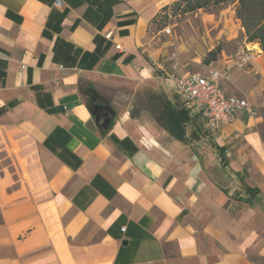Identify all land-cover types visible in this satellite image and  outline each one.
I'll list each match as a JSON object with an SVG mask.
<instances>
[{"label":"crops","instance_id":"0c3cea01","mask_svg":"<svg viewBox=\"0 0 264 264\" xmlns=\"http://www.w3.org/2000/svg\"><path fill=\"white\" fill-rule=\"evenodd\" d=\"M183 1L0 0V264H264V51L211 129L171 78Z\"/></svg>","mask_w":264,"mask_h":264},{"label":"rangeland","instance_id":"374dc122","mask_svg":"<svg viewBox=\"0 0 264 264\" xmlns=\"http://www.w3.org/2000/svg\"><path fill=\"white\" fill-rule=\"evenodd\" d=\"M201 2L205 3L204 7L188 8ZM262 19L258 8L242 9L240 0H190L176 4L164 12L161 20L162 27L171 28L170 35H165L170 44V62L180 68L188 60L203 74L218 68L220 61H229L231 57L225 59L223 52L233 54L244 44L248 45L246 49L256 44L251 49L257 51L261 44L256 39L250 40L244 20L251 25L257 22L262 25ZM259 28L255 25L251 30L256 32ZM212 52L218 53L212 57Z\"/></svg>","mask_w":264,"mask_h":264},{"label":"built area","instance_id":"2783aa9c","mask_svg":"<svg viewBox=\"0 0 264 264\" xmlns=\"http://www.w3.org/2000/svg\"><path fill=\"white\" fill-rule=\"evenodd\" d=\"M57 5L62 6V2L58 1ZM164 32L170 35L171 28L167 27ZM107 37L111 38V34ZM258 55L256 50L248 48L231 57L222 68L211 69L203 74H172L171 78L177 93L194 110L204 115L211 129L221 130L232 124L240 112L255 114L254 106L247 99L228 96L224 84L230 81L233 69H247Z\"/></svg>","mask_w":264,"mask_h":264},{"label":"trees","instance_id":"16d2710c","mask_svg":"<svg viewBox=\"0 0 264 264\" xmlns=\"http://www.w3.org/2000/svg\"><path fill=\"white\" fill-rule=\"evenodd\" d=\"M184 1H188L189 2L190 0H184ZM240 3H241V8L242 9L245 8L247 10L248 8H250V9L253 8V10H256L258 8V11L261 12V17L264 19V0H240ZM204 5H205V3L201 2V3H198L196 5L188 6V8H192L194 10L196 8L204 7ZM243 19L244 18H242V20ZM244 25L246 26V28L248 30H250L249 31V33L251 35L250 36V40L251 41H254L255 39L258 40L260 42V44H261V49L264 51V23L261 25V23L257 22V23H253L251 25L246 20H244ZM255 25H256V28H257V26H260V28L258 30H256V32H252L253 30H251V29L253 27H255ZM217 53H213L212 52L211 56L215 57Z\"/></svg>","mask_w":264,"mask_h":264},{"label":"water","instance_id":"95a60500","mask_svg":"<svg viewBox=\"0 0 264 264\" xmlns=\"http://www.w3.org/2000/svg\"><path fill=\"white\" fill-rule=\"evenodd\" d=\"M95 103L94 115L96 117L99 130L101 133H105L116 117V113L110 106L109 102L104 98H98Z\"/></svg>","mask_w":264,"mask_h":264}]
</instances>
